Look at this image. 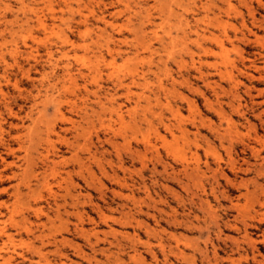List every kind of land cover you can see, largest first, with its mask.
I'll use <instances>...</instances> for the list:
<instances>
[{
	"label": "rangeland",
	"instance_id": "1",
	"mask_svg": "<svg viewBox=\"0 0 264 264\" xmlns=\"http://www.w3.org/2000/svg\"><path fill=\"white\" fill-rule=\"evenodd\" d=\"M263 147L264 0H0V264H264Z\"/></svg>",
	"mask_w": 264,
	"mask_h": 264
},
{
	"label": "bare ground",
	"instance_id": "2",
	"mask_svg": "<svg viewBox=\"0 0 264 264\" xmlns=\"http://www.w3.org/2000/svg\"><path fill=\"white\" fill-rule=\"evenodd\" d=\"M198 36H199V35H198ZM220 46H221V45H220ZM220 46H219V48H220ZM221 47H222V46H221ZM201 51H202V50H201ZM209 51L211 52L210 49H209ZM205 53H206V52H205ZM208 54H209V53H208ZM260 78H261V77H260ZM247 95H248V94H247ZM247 95H246V96H247ZM254 96H255V95H254ZM256 96H257V95H256ZM260 96H261V95H260ZM250 97H251V96H250ZM250 97H249V98H250ZM261 102H263V101H261ZM257 103H258V102H257ZM261 104H262V103H261ZM165 129H166V128H165ZM261 142H262V141H261ZM263 148H264V147H263ZM251 149H252V148H251ZM251 149H250V150H251ZM29 169H30V168H29ZM25 172H26V171H25ZM26 173H27V172H26ZM24 174H25V173H24ZM185 174H187V172H186ZM50 191H51V190H50ZM54 197H55V195H54ZM163 213H164V212H163ZM9 239H10V238H9ZM94 250H95V249H94ZM177 251H178V250H177ZM173 253H174V252H173ZM177 253H178V252H177ZM177 253H176V254H177Z\"/></svg>",
	"mask_w": 264,
	"mask_h": 264
}]
</instances>
